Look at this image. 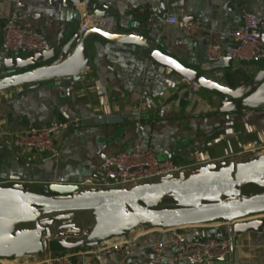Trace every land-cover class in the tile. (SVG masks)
<instances>
[{"label": "crops", "instance_id": "1", "mask_svg": "<svg viewBox=\"0 0 264 264\" xmlns=\"http://www.w3.org/2000/svg\"><path fill=\"white\" fill-rule=\"evenodd\" d=\"M98 2L108 8L111 32L142 35L186 68L209 79L216 80L215 74L221 72L223 76L216 80L221 84L241 85L264 66V61L232 66L207 59L209 45L230 43V34L243 26L244 12L264 20V0ZM13 8L0 0V50L4 23ZM21 8L34 30L55 46L62 29L56 20L57 0H21ZM80 9L87 19L84 5ZM166 14L184 23L199 21L202 28L194 38H188L179 25L165 21ZM89 52L91 65L79 82L71 83L70 94L57 82L0 94L1 182L24 178L36 184L82 185L97 177L106 158L132 150L138 140L152 148L157 157L170 151L174 162L182 166L206 160L216 163L237 157L244 148L264 146V107L220 114L211 92L192 90L188 81L149 55L143 56L140 48L96 38ZM54 124L66 125L55 136L61 153L57 159L13 148L1 137L5 132L16 134ZM250 193H256L254 188H247ZM231 227L227 223L208 224L183 228V233L191 240L224 238L230 235ZM164 233L146 229L133 233L130 240L110 243L131 241L132 264H147L155 243L167 237ZM234 241L232 255L237 264H264V228L234 237ZM86 251L72 254L80 255V264H129V258L92 256L84 254Z\"/></svg>", "mask_w": 264, "mask_h": 264}, {"label": "water", "instance_id": "2", "mask_svg": "<svg viewBox=\"0 0 264 264\" xmlns=\"http://www.w3.org/2000/svg\"><path fill=\"white\" fill-rule=\"evenodd\" d=\"M57 4L56 20L62 29L50 51L8 57L0 50V94L51 82L62 84L70 94L71 83L79 82L91 65V41L101 38L140 48L143 56L149 55L158 65L208 90L220 114L264 107V66L243 84L227 86L186 68L142 35L118 34L104 28L79 34L85 19L82 5L86 17L109 19L107 6L98 0H57ZM223 62L236 64L232 59ZM247 188H254L256 193L247 194ZM258 217H264V151L124 188L36 184L20 178L0 185V260L80 252L116 239L130 240L133 233L146 229L166 231L227 223L234 238L260 232L264 220ZM127 262L132 264L133 259ZM214 262L237 264V259L230 254Z\"/></svg>", "mask_w": 264, "mask_h": 264}, {"label": "built area", "instance_id": "3", "mask_svg": "<svg viewBox=\"0 0 264 264\" xmlns=\"http://www.w3.org/2000/svg\"><path fill=\"white\" fill-rule=\"evenodd\" d=\"M14 8L4 23V38L2 41V54L12 57H23L48 52L52 45L42 38L32 27L23 14L21 0H6ZM86 19V18H85ZM152 19L150 20V22ZM168 24L179 25L181 32L188 38H194L202 28L199 21L184 23L177 16L165 15ZM92 28H108V20L87 16L81 26L79 34ZM110 31V30H109ZM264 20L250 14L243 13V26L230 34V43L226 46L212 44L207 48V59L211 63L223 62L232 59L241 64H258L264 61ZM223 73L215 74L216 80ZM192 90L198 91L200 87L189 83ZM66 129L64 124H54L42 129H30L11 134L1 133L3 141L16 149L31 150L39 154H46L57 159L61 153L55 145V136L58 131ZM264 151L263 147L256 149H243L237 156ZM165 161H159L157 153L147 147L143 140H138L130 151L119 152L105 159L100 167L97 177L82 184L83 188H124L139 183L152 181L160 177L185 172L194 167L210 164L209 160L196 165H178L172 159L170 151H164ZM233 158V157H231ZM9 182H0L7 185ZM167 237L158 240L153 248L152 255L147 264H211L215 260L224 258L233 253L235 241L232 236L224 238L207 237L201 239H188L183 229H170L164 231ZM88 255H114L122 259L130 258L133 254L131 241H117L102 244L87 249ZM79 254H50L43 259L38 257L17 261H1L0 264H80Z\"/></svg>", "mask_w": 264, "mask_h": 264}, {"label": "rangeland", "instance_id": "4", "mask_svg": "<svg viewBox=\"0 0 264 264\" xmlns=\"http://www.w3.org/2000/svg\"><path fill=\"white\" fill-rule=\"evenodd\" d=\"M166 159H167V157L164 156L163 154H161V155L158 156V160H159V161H165ZM81 221H83V219H81ZM59 239H60V238H59Z\"/></svg>", "mask_w": 264, "mask_h": 264}]
</instances>
